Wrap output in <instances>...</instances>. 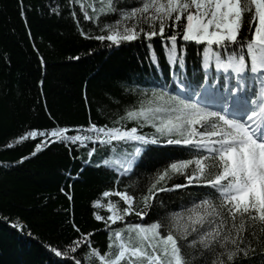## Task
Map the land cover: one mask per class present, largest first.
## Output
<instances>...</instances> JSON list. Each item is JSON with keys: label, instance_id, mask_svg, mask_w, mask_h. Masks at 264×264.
<instances>
[{"label": "snow or ice", "instance_id": "snow-or-ice-1", "mask_svg": "<svg viewBox=\"0 0 264 264\" xmlns=\"http://www.w3.org/2000/svg\"><path fill=\"white\" fill-rule=\"evenodd\" d=\"M97 2L99 8L88 5L91 15L80 5L84 19L99 21L110 14H118V19L101 23L104 34L89 36L81 30V35L107 41L106 47L114 48L142 35L150 42L159 36L168 63L178 65L174 72L178 85L173 82L169 87L166 78L164 84L126 89L135 92L138 106L127 109L116 123L133 122L130 128L93 123L77 134H67L68 128L32 130L22 139L45 138L33 156L48 146L49 138L70 150L73 145L91 144L84 163L111 172L117 183L135 174L153 146H184L189 158L156 169L147 193L138 201L135 193L104 191L107 203H93L94 209L106 208L109 213L105 217L93 212L95 220L109 230L105 253L92 246L90 234L83 233L68 251H51L56 257H68L79 248L87 264H264V0H140V6L131 8V0ZM245 23L250 37L241 33ZM169 27L173 31L166 36ZM178 38L202 46L198 48L202 73L194 86L185 82L180 71L186 59L178 52ZM148 47L158 64L153 44ZM217 73L219 87L213 84ZM145 127L152 131H139ZM96 146L110 149L111 155L103 157L102 163L91 160ZM174 177H184L186 183L169 187ZM181 188L189 190L181 194L187 204L180 211L144 221L157 206L153 203L157 193ZM157 203L163 206V199ZM133 215L142 222L126 220ZM72 259L74 264H84L82 259Z\"/></svg>", "mask_w": 264, "mask_h": 264}, {"label": "trees", "instance_id": "trees-1", "mask_svg": "<svg viewBox=\"0 0 264 264\" xmlns=\"http://www.w3.org/2000/svg\"><path fill=\"white\" fill-rule=\"evenodd\" d=\"M89 1L0 0V264H74L72 257L87 264L79 248L68 257H56L51 249L66 252L83 233L90 234L92 246L105 253L109 230L102 221L95 220L93 212L105 217L109 213L106 208L94 209L93 203H107L104 191L135 193L138 201L141 194L147 193L156 169L189 158V149L184 146H153L135 174L117 183L111 172L95 163H84L89 159L91 144L73 145L70 150L49 138L48 146L32 155L45 139H22L32 130L68 128L67 134H77L78 129L93 123L98 127L123 124L130 128L135 126L133 122L116 123L127 109L138 106L135 92L126 89L164 84L166 78L169 87L173 82L178 85L174 76L178 65L168 63L159 36L150 42L142 35L137 41L123 42L119 48L106 47L107 41L84 38L81 30L89 36L104 34L101 23L118 19V14L101 16L99 21L84 19L80 5L91 15ZM172 31L167 28L165 35ZM241 33L250 37L247 23ZM149 43L153 44L158 64L152 60ZM201 47L178 38V52L186 59V67L180 71L185 82L193 86L201 78ZM96 147L91 160L102 163L103 157L111 155L110 149ZM122 147L131 150V146ZM179 183H186L184 177H174L168 186ZM188 190L157 193L153 201L157 206L144 221L180 211L187 204V197L181 194ZM108 199L119 201L118 197ZM159 199H163V206L157 203ZM126 220L142 222L134 215ZM118 226L122 225L112 228Z\"/></svg>", "mask_w": 264, "mask_h": 264}, {"label": "rangeland", "instance_id": "rangeland-1", "mask_svg": "<svg viewBox=\"0 0 264 264\" xmlns=\"http://www.w3.org/2000/svg\"><path fill=\"white\" fill-rule=\"evenodd\" d=\"M94 5L95 7L99 8V3L97 2V0H90L89 2H87V5ZM133 6H140V0L134 1L131 4H128V7L131 8ZM90 9H92L91 7H89Z\"/></svg>", "mask_w": 264, "mask_h": 264}]
</instances>
